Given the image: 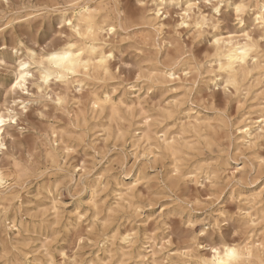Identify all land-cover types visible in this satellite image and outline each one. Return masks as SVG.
Segmentation results:
<instances>
[{
  "label": "rangeland",
  "instance_id": "1",
  "mask_svg": "<svg viewBox=\"0 0 264 264\" xmlns=\"http://www.w3.org/2000/svg\"><path fill=\"white\" fill-rule=\"evenodd\" d=\"M66 1L0 0V111L6 117L11 110L16 115L15 123L4 124L0 167L29 160L42 164L50 129L66 128L81 111L92 116L93 91H108L117 100L129 102L139 95L145 112L155 122L152 129L179 139L182 154L175 161L155 146L136 143V126L123 137H117L115 130L107 133L98 126L107 124V119L98 123L90 116L88 128L73 135L71 154H63L74 180L54 193L61 223L46 234L47 240L34 233L4 232L0 225V264H47L49 253L55 264H142L136 257L138 250L148 257L149 264L154 259L157 264H169L180 263L186 253L209 255L223 242L264 243V134L248 146L241 144L237 133L243 120L258 116L259 104L264 102V76L253 73L237 92L213 81L214 37L242 40L243 33H249L264 66V24L255 21L262 0H210L223 5L220 13L213 12L205 0H192L195 8L183 26L182 8L166 6L160 13L161 33L148 24L156 0H119L126 28L105 36L114 49L111 77L84 82L83 87L74 81L65 85L53 81L45 89L34 70L25 89L13 91L25 49L43 55L72 37L58 11ZM236 3L246 7L239 22L235 19ZM169 68L176 73L172 83L168 76L163 77ZM161 74L162 79L155 82L154 77ZM58 95L66 97L65 104L57 103ZM170 111L171 116L159 117ZM133 114V121L138 122L140 108L135 106ZM196 117L202 122L201 130L181 133L182 124ZM124 124L128 128V123ZM209 139L215 144L212 150L206 145ZM176 165L179 173L174 171ZM96 183L91 200V187ZM122 185L133 195L120 204L115 195ZM39 186L35 181L21 195L23 214H27L24 218L42 213L51 204L38 195ZM21 201L15 202L16 209ZM93 201L101 212L97 218ZM40 202L46 205L39 207ZM76 211L84 214L81 221ZM248 213L254 215L255 224L249 222ZM111 228L137 235L136 243L125 250L132 256H122L120 243L108 249L98 244L92 231Z\"/></svg>",
  "mask_w": 264,
  "mask_h": 264
},
{
  "label": "bare ground",
  "instance_id": "2",
  "mask_svg": "<svg viewBox=\"0 0 264 264\" xmlns=\"http://www.w3.org/2000/svg\"><path fill=\"white\" fill-rule=\"evenodd\" d=\"M189 4L194 5V7L189 8ZM65 5L66 6L63 9L60 8L58 11L60 13L59 15L62 22L66 24L69 29H71L72 37L65 40L63 44L53 47L43 55H38L30 49H25L26 57H24L19 62L20 70L17 75L18 79L20 75L30 73V75H26L25 80L21 82L24 86L23 90L25 89L26 82L29 80L28 78L33 75L32 73L34 70L37 71L39 79L45 86V89H47L49 87V84L53 81L60 82L64 85L74 81L78 82V84L83 87L85 85L84 82L103 81L108 76L111 77L110 62L111 59L114 58V49L109 46L108 41L105 39V36L107 34L109 35V33H114L118 28H126V20L121 16L122 9L120 10L119 8V0H67ZM166 6H179L180 8H182V11L184 12V20L182 21L180 26L187 25L185 19H188L190 17V14L195 8V4L192 3V0H156V6L153 10L154 15L149 16L153 20L151 22L148 18L147 19L149 26L159 33H161L164 26L162 23H160V13ZM245 12L246 7L244 5V9L242 10L240 15H244ZM185 13H187V15H185ZM255 16V21L263 25L264 0L259 3L258 10ZM202 19L205 18L202 17ZM68 21H71V24H69ZM6 24H10V21ZM74 29H79V31L77 32ZM89 29L91 31H89ZM220 38L221 43L219 45H216L214 43L217 37H214L213 41V56L214 63L216 65L215 73L213 75V81L215 83L221 82L225 84L226 87H232L237 92L244 87V81L249 76H252L253 73H255L256 75L264 76V66H262L261 62L259 61V53L261 51L259 52L258 45L249 33H247V36L244 35L242 40H234L233 38ZM157 43L159 42L157 41ZM20 46H22V44H20ZM245 50H247V55L242 54ZM64 52H71L72 58L70 61L51 62L45 59V57L47 56L59 55ZM77 53H79V55ZM183 62L184 60L178 62L177 65H180ZM57 63L60 64V67H56ZM22 64H28L29 67L22 70ZM68 69H71V71H69ZM45 76H51V79L48 80L47 83L44 82ZM161 76L162 74L155 76V82H159V80L162 79ZM165 76H168V78H170L168 82L172 83L174 82L176 73L174 72L173 68H169L163 74V77ZM16 88H12L13 91ZM131 89L135 90L134 87H132ZM92 95L93 97L90 101V114H92V116L90 115L91 119H98V123H100L103 119H107V124L100 123L99 125L97 123L98 126H101L107 133H112L115 130L118 134L117 137H123L125 134L130 132V129L133 126H136L137 130L139 131L138 134L134 135V138L137 139L136 143L144 142L149 147L155 146L163 153H167L172 156L173 160L177 161L179 159L180 154H182V146L179 143V139L171 136L164 130L152 129V126H155V122L153 123L152 116L148 115L145 112L143 102L141 101V97L139 95H137L135 101L132 100L130 102L124 99L117 100L113 96V94L108 91H103L102 93L93 91ZM58 99L60 101V105L66 103V97L64 98L58 95L57 99L55 100L57 101ZM23 103L24 102H22V104ZM135 106L140 108L141 111V118L138 122L133 121V119L135 118L133 114ZM164 112H161L159 114V117L171 116V111L167 112L166 114ZM0 113L2 112L0 111ZM12 113H14L13 110L9 112L8 117L3 114L5 123L9 121V119H15L16 115ZM80 113V115L77 116L75 114L76 117L71 118L70 123L66 128L50 129V139L47 143L46 151L44 150L46 154L44 157L45 160L42 164L40 162V164H34L31 160H29L24 163L15 162L11 167H8L7 165L8 168H5L6 166L0 167V180L3 181L2 183H0V225H2L4 232L10 230L18 234L22 232L34 233L40 235L41 237H44L47 240L48 236L46 234L50 232L53 226L61 223L62 215L59 213V208L57 206L58 203L55 200L54 193L55 191H57L60 185L64 184L67 186L74 180V176L71 173L68 162L66 161V159H64L63 154H67L68 156L73 151V135H80L79 133H83L84 130L88 128L90 116L88 117L86 113L83 114L82 111ZM257 114L258 116L255 120L245 119L242 121V125L237 129V133L239 135L238 140L241 141L242 145L250 146L252 144H255L256 139L259 138L262 133L264 134V102L259 104V110L257 111ZM125 122L128 123V128L125 126ZM201 126V120L196 117L193 121H191L190 119L187 124H182L180 130L181 133H187L191 130L199 132L201 130ZM159 134L161 136H159ZM4 135L5 130L2 134H0V142L3 143V147H0V149L5 147ZM79 139L81 140V138ZM206 145L208 146V148H211V150L215 147V144L211 139L206 141ZM179 168L180 167L176 165L174 171L179 173ZM190 174L194 175L195 177L197 176L195 172H191ZM52 177H54V180L52 179ZM35 181L40 184L38 195L45 198L44 200H49L51 204L49 207L47 206L48 209L43 210L42 213L36 212V214L34 213L24 218V216H26L27 214H23V203L21 201V195L23 191H25ZM80 181L85 183L83 180ZM99 181L100 180H97L98 183H100ZM98 183L91 187L92 189H94L92 191L91 200L95 198V188L97 187ZM129 190V187L125 188V186L122 185L116 191L115 196L119 199L120 204L128 201L130 195H133L129 193ZM18 200H20L21 202L16 209L14 204ZM38 205L40 207L46 204L40 202L38 203ZM92 206L94 208L95 218L99 217L101 212L100 209H98L97 203L95 201H93ZM117 206L120 205L118 204ZM109 211L111 213L112 211H114L112 205ZM83 216L84 214L80 212L77 213L76 211V218L78 221H81ZM253 216L254 215H251L249 213L246 216L248 217V220L252 225L255 224ZM98 220L99 219H97V221ZM112 229L113 228H111V230H100L98 232L92 231V234L95 235L98 244H102L103 248L108 249L110 246H116L118 243H120L122 256L130 255L131 253L126 252L125 250L126 248H131L136 243L135 241H137V235L135 233H131V231L122 232L119 228L113 230ZM8 243L12 244V242L10 241H8ZM15 244L17 245V243ZM14 245L12 244V246ZM227 247H235L238 250L239 258L237 264H264V243H257L255 241L245 244L223 242L220 246H215L213 248L223 249ZM141 252V250H138L136 257L141 259L142 264H149L150 261L148 257ZM49 254L47 256L50 257L46 260V263L55 264L52 256ZM220 255H223L222 251ZM214 256L215 254L213 252H211V254L209 255L200 253H186L183 254L184 259H182L180 263L169 264H214ZM150 264L157 263L154 259Z\"/></svg>",
  "mask_w": 264,
  "mask_h": 264
},
{
  "label": "snow or ice",
  "instance_id": "3",
  "mask_svg": "<svg viewBox=\"0 0 264 264\" xmlns=\"http://www.w3.org/2000/svg\"><path fill=\"white\" fill-rule=\"evenodd\" d=\"M205 3H209V7L212 9L213 12L215 13H220L222 10L223 5H219V4H211L210 0H205ZM189 8L194 7V5L189 4L188 5ZM235 19L237 22H239L240 19V14L242 12V10L244 9V5L241 3H236L235 4ZM185 15H187V13H185ZM207 21L205 20V23ZM69 24H71V21H68ZM197 28H199L201 25L198 23ZM75 31H79V29H74ZM89 31H91L89 29ZM243 35L247 36V33H243ZM250 39V37H249ZM214 43L216 45H219L221 43V38L218 36L217 39L214 41ZM79 55V53H77ZM243 55H247V50L244 51V53H242ZM72 58V54L71 52H64L62 54L59 55H52V56H47L45 57V59H47L48 61L51 62H56V61H70ZM29 67L28 64H22L21 65V69H27ZM56 67H60V64L57 63ZM69 71H71V69H68ZM26 75H30V73H25L24 75H20L18 77V79L16 80L15 84H13V88L16 87H20L21 89H23V84L21 83L22 81L25 80ZM51 79V76H45L44 77V82L47 83L48 80ZM59 99L57 100V103H59ZM10 123H15V121L9 119ZM4 124H5V119H4V115L3 113H0V134H2L4 132ZM0 147H3V143L0 142ZM3 181L0 180V183H2ZM221 251L223 252V255L221 256L220 253ZM212 252L215 254L214 256V264H237L238 258H239V253L238 250L235 247H227V248H223V249H217V248H213Z\"/></svg>",
  "mask_w": 264,
  "mask_h": 264
}]
</instances>
